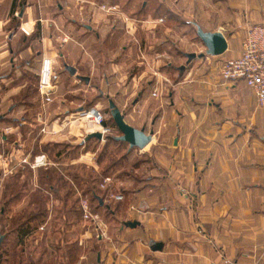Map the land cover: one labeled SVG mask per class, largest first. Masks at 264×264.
Masks as SVG:
<instances>
[{
	"label": "crops",
	"instance_id": "crops-1",
	"mask_svg": "<svg viewBox=\"0 0 264 264\" xmlns=\"http://www.w3.org/2000/svg\"><path fill=\"white\" fill-rule=\"evenodd\" d=\"M60 1L0 0V84L11 83V73L35 71L43 60L51 63L54 81L65 73L91 83L93 71L82 75L77 66L103 52L109 36L90 20L68 17L70 7ZM191 3L205 19L189 17ZM149 7V35L167 24V41L175 30L193 27L196 35L199 27L221 32L227 50L211 57L212 64L207 57L198 78L172 86L166 111L154 122L158 127L145 130L153 131L143 149L149 148V173L123 197L127 208L120 219L111 213L118 220L115 239L94 261L81 256L77 264H264V111L243 82H222L217 75L224 61L240 55L248 27L264 24V0H149ZM55 42L59 48H53ZM122 65L106 62L101 84L119 86L114 74ZM181 67H175L179 75L186 70Z\"/></svg>",
	"mask_w": 264,
	"mask_h": 264
},
{
	"label": "rangeland",
	"instance_id": "rangeland-1",
	"mask_svg": "<svg viewBox=\"0 0 264 264\" xmlns=\"http://www.w3.org/2000/svg\"><path fill=\"white\" fill-rule=\"evenodd\" d=\"M86 1L93 5L60 2L70 7L68 17L92 21L109 36L103 52H95L91 63L76 65L82 75L93 71L89 85L62 72V77L52 80V95L42 97V63L35 71L11 73L13 81L0 84V236H4L0 264H77L88 255L94 261L115 239L118 220L111 213L118 212L119 217L126 210L123 197L151 167L149 148L129 150L126 143L114 141L121 133L110 116L106 96L114 99L126 124L148 132L158 127L154 122L159 123L158 115L166 111L172 86L198 78L208 65L207 57L186 64L180 55V51L204 53L193 27L175 30L167 41V24L158 27L155 37L149 35V0ZM192 7L191 3L189 17L203 19V11L195 13ZM59 43L53 48H59ZM36 44L33 53L39 48ZM236 44L231 40L232 46ZM209 59L212 64L215 58ZM111 60L123 63L114 74L122 82L109 89L101 81L105 79L102 68ZM179 65L186 69L182 75L175 68ZM91 110L103 116L106 126H102L109 129L100 141H84L90 133H100V127L84 117ZM94 194L103 206L93 200ZM25 225L28 228L21 231Z\"/></svg>",
	"mask_w": 264,
	"mask_h": 264
},
{
	"label": "built area",
	"instance_id": "built-area-1",
	"mask_svg": "<svg viewBox=\"0 0 264 264\" xmlns=\"http://www.w3.org/2000/svg\"><path fill=\"white\" fill-rule=\"evenodd\" d=\"M21 32L28 35L30 31L21 28ZM217 75L222 82H243L252 91L256 106L264 111V24L248 27L241 42L240 55L224 61L219 66ZM52 80L51 63L43 60L39 80V92L42 97L49 98L52 91ZM84 117L91 120L90 123L100 127L102 136L109 134V129L102 126L103 118L100 113L91 110L86 112ZM41 160L36 162L40 163ZM107 182H109L108 178L104 180V183ZM84 211L86 217V208Z\"/></svg>",
	"mask_w": 264,
	"mask_h": 264
},
{
	"label": "water",
	"instance_id": "water-1",
	"mask_svg": "<svg viewBox=\"0 0 264 264\" xmlns=\"http://www.w3.org/2000/svg\"><path fill=\"white\" fill-rule=\"evenodd\" d=\"M196 36L201 41L202 45L205 48L204 53H200L196 55L194 53H186L184 57L186 58V63L189 64L194 59H203L205 57H218L225 53L227 50V41L223 34L219 31L211 33V32H204L201 28H196ZM184 66L180 68L183 70ZM65 70L71 75L74 76L76 71L74 68L70 66H65ZM80 81H84L85 83L89 82L88 78L85 77H78ZM108 99V109L110 112V116L118 129L121 133L120 136L114 137L115 141L126 143L131 149H138L143 150L152 140L153 131L149 133H145L144 128L136 129L134 127L129 126L124 121V116L119 111L118 107L115 105L113 99ZM92 138L97 139L98 141L102 140V135L99 132L90 133L86 136L84 141H88ZM97 201L100 206H103V200L97 197ZM125 226H133L134 223H125ZM4 236H0V245L3 242Z\"/></svg>",
	"mask_w": 264,
	"mask_h": 264
},
{
	"label": "trees",
	"instance_id": "trees-1",
	"mask_svg": "<svg viewBox=\"0 0 264 264\" xmlns=\"http://www.w3.org/2000/svg\"><path fill=\"white\" fill-rule=\"evenodd\" d=\"M197 38H198V37H197ZM198 39H199V38H198ZM103 125H105V123H103ZM105 126H106V125H105ZM114 141H115V140H114ZM115 142H117V143H122V142H118V141H115ZM93 200H96V201H97V196H96L95 194L93 195ZM97 203H98V201H97ZM98 205H99V203H98ZM99 206H100V205H99ZM35 216H36V215H35ZM35 216H34V217H35ZM32 219L35 220V218H33V217H32ZM27 228H28L27 225H25L24 227L22 226V229H20V230L22 231V230H25V229H27Z\"/></svg>",
	"mask_w": 264,
	"mask_h": 264
},
{
	"label": "flooded vegetation",
	"instance_id": "flooded-vegetation-1",
	"mask_svg": "<svg viewBox=\"0 0 264 264\" xmlns=\"http://www.w3.org/2000/svg\"><path fill=\"white\" fill-rule=\"evenodd\" d=\"M186 59V58H185ZM101 95V94H100ZM106 100H107V103H108V99H107V97H106ZM135 104V103H134ZM102 118H103V116H102Z\"/></svg>",
	"mask_w": 264,
	"mask_h": 264
}]
</instances>
